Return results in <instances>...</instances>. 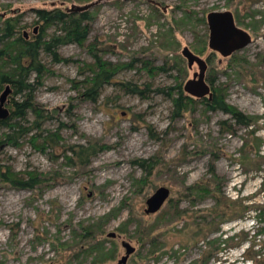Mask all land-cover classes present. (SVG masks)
<instances>
[{"label": "rangeland", "instance_id": "rangeland-1", "mask_svg": "<svg viewBox=\"0 0 264 264\" xmlns=\"http://www.w3.org/2000/svg\"><path fill=\"white\" fill-rule=\"evenodd\" d=\"M94 1L0 0V28L17 20L16 37L27 33V40H35L41 29L36 10ZM214 11L232 12L252 36L238 52L248 63L232 69L230 57L210 49L207 16ZM90 13L85 46L58 50L72 62L41 56L47 72L38 79L35 101L48 115L43 131L60 136L56 146L36 148L30 142L36 132L24 136L20 147L0 146V264H68L78 254L81 261L73 264H118L123 241L136 248L128 264H264V0H104ZM90 44L115 65L136 61L134 69L115 76L98 103L82 97L92 75L87 65L95 62ZM186 46L207 61V82L216 79L226 103L253 119L250 127L202 103L176 116L168 93L184 88L198 71L182 56ZM119 82L140 86L144 96L129 94ZM12 96L5 105L10 115ZM34 119L30 115L24 126L31 128ZM5 133L0 129V138ZM89 145L110 148L83 165L71 150ZM143 161L154 163L152 169L145 164L150 175L139 166ZM10 172L24 182L37 174L38 183L23 189L3 182L1 174ZM203 180L215 191L221 188L222 211L243 206L248 211L194 236L200 217L214 209L220 195L213 192L195 204L186 198L188 188ZM161 187L171 190L170 198L160 212L147 215L146 201ZM227 199H237L234 210H228ZM171 203L184 216L175 217ZM89 228L92 240L84 237ZM113 232L115 240L108 238ZM212 240L219 243L209 246ZM95 244L97 251L85 257L83 251ZM215 247L220 252L207 259Z\"/></svg>", "mask_w": 264, "mask_h": 264}, {"label": "trees", "instance_id": "trees-1", "mask_svg": "<svg viewBox=\"0 0 264 264\" xmlns=\"http://www.w3.org/2000/svg\"><path fill=\"white\" fill-rule=\"evenodd\" d=\"M81 1L89 2L91 0ZM155 11L157 13L159 12L157 9H155ZM35 14L38 23L41 24L40 34L35 37V40H27L25 35L21 34L15 38L17 20H10L0 28V89L8 84L11 85L13 90V102L11 104L13 109L12 113L8 119L0 121V129L7 130L4 137L0 138V146L4 143L11 147H20L22 146L20 141L23 140L24 136L36 132L30 138V142H32L36 148L45 152L48 147L52 148L56 146L57 141L60 140V136L56 134L57 138H53L54 135L49 131H43V123L46 121L44 115H47V112H45L44 107L38 105L35 101V93L40 84L38 79L47 72L42 64L41 56L42 54L49 56L54 63L72 62L70 59L61 58L58 50L65 45H78L84 47L88 42L92 31L91 23L93 22L94 16H92L90 11L83 13H69L62 7L52 10L38 9L35 11ZM186 15L188 19H192L193 17L188 13ZM204 21L205 20L200 19V22ZM52 28H54V31L49 34L48 31ZM95 46L96 44L89 45L90 53L93 55L95 62L92 65H87L88 70L92 75L88 76L84 81V83L87 84V88L84 93H82V97L93 103H98L106 86L113 84L115 76L129 67L134 69V63L136 61L130 64L115 65L112 62L105 61L103 58L99 57L98 54L95 53ZM238 57V53H235L230 57V68L233 69L239 66L240 63H248L246 58L242 59L241 57ZM160 70H165V68H161ZM33 75L36 76L34 80H32ZM208 81L210 82L214 93V100L212 102H209L206 99L197 100L186 95L183 85L171 89L168 96L172 98L176 116H181L191 106L193 107L197 103H202L208 111L212 109L213 111L223 112L232 116V119L239 126L250 127L253 124V119L226 103L224 96L221 94L222 91L215 86V78H210ZM116 85L134 96H144L145 94L140 86L133 83L119 82L116 83ZM16 98H21V100L16 101ZM32 114H34L35 119L32 122V125L30 124L32 127L28 128V126H24L23 122L28 123L29 116ZM221 125L222 127H226L228 122H222ZM226 130L233 132L230 126H227ZM38 131H40V133ZM41 139L42 141L39 143ZM109 148V146H79V149L75 152V157L83 165H87L92 157ZM72 162L73 158L68 157V163L71 164ZM147 163H149V168L152 169L154 163H151V161H143L139 166L147 171L148 167L145 165ZM149 168L148 172L150 175L151 170ZM212 174L214 175V178L217 179L214 167L212 168ZM36 177L37 174L32 176V179L24 182L16 173L10 172L8 174H1L3 182H9L15 187L26 189L35 188L38 183ZM216 191L220 194L216 199L217 204L208 215L200 217L202 223H198L197 231L194 236L201 235L204 228H209L211 231H215V229H218V226L223 223L230 222L237 218H244L248 211L245 206H243V209L235 211V213L228 214L222 211L221 208L224 203V201L222 202V198H224L222 197L223 193H221V188H216ZM216 191L211 188L207 181L203 180L188 188V195L186 198L195 204L197 201L206 199ZM236 200L237 199H227V202H225L229 211L236 208ZM171 204V207L175 210V217L180 218L184 216L185 212L179 210L178 204ZM90 233L91 229L89 228L86 230V236L84 235V237L92 240L93 237L89 235ZM225 242L226 244L228 243V241ZM217 243H219L218 240L208 242L209 246ZM96 251L97 244L83 252H85V257H87L88 254H92ZM218 252H220V248L215 247L214 250L210 252L207 259L210 260ZM80 256L81 255L78 254L76 256L77 259L75 257L72 261H69L68 264H73L74 261H81ZM77 264L80 263L78 262Z\"/></svg>", "mask_w": 264, "mask_h": 264}, {"label": "water", "instance_id": "water-1", "mask_svg": "<svg viewBox=\"0 0 264 264\" xmlns=\"http://www.w3.org/2000/svg\"><path fill=\"white\" fill-rule=\"evenodd\" d=\"M104 0H97L86 5H72L68 8L69 13H83L90 11ZM207 24L210 31L209 47L212 51L218 52L224 57H230L234 53H238L251 43L252 36L242 28L236 21L234 14L230 11L211 12L207 16ZM27 37V33H25ZM182 56L188 63V68L193 69L197 66L198 71L193 74V78L188 80L184 86L185 92L197 99L204 98L213 99V90L211 84L207 82L206 74L208 63L201 56L195 54L189 47H184ZM11 89L8 87L0 98V120H6L10 116L9 110L5 107ZM171 190L167 187L159 188L146 201L147 215L157 214L167 203L170 198ZM108 237L115 238L116 233H109ZM127 254L119 261L118 264H127L129 257L135 253L136 248L130 243H125Z\"/></svg>", "mask_w": 264, "mask_h": 264}, {"label": "flooded vegetation", "instance_id": "flooded-vegetation-1", "mask_svg": "<svg viewBox=\"0 0 264 264\" xmlns=\"http://www.w3.org/2000/svg\"><path fill=\"white\" fill-rule=\"evenodd\" d=\"M65 10H66V12H68V8H65ZM234 17H235V16H234ZM235 21H236V19H235ZM34 32H35V34H36V33H37V29H35ZM17 35H18V34H17V32H16V29H15V37H16ZM24 35H25V33H24ZM25 37H26V36H25ZM26 39H28V34H27ZM234 54H235V53H234ZM234 54H232V55H234ZM232 55H231V56H232ZM231 56H230V57H231ZM8 87L11 89V92H10V94H9V96H10V95H12V93H13V90H12V88H11V85H8V84H7L6 87H5V89H4V91H5ZM3 93H4V92H3ZM2 95H3V94H2ZM8 98H9V97H8ZM204 99L208 100L209 102H212V101L214 100V95H213V99H212V100L209 99L208 97H207V98H204ZM7 103H8V99H7ZM7 103H6V104H7ZM209 111L212 112V113H213V112H216V111H213L212 109H210ZM231 117H232V116H231ZM0 121H1V120H0ZM233 121H234V120H233ZM234 122H235V121H234ZM78 149H79V147H76V149L74 150V152H73V150H71V152L74 154V156H75V152H76ZM23 189H24V188H23ZM25 189H26V188H25ZM108 238L115 240L116 238H118V235L116 234V237H115V238H111V237H108ZM125 243H129V242H126V241H123V242H122V247L124 248V250H125V255H126V254H127V249L124 247V244H125ZM135 252H136V251H135ZM134 254H135V253H134ZM134 254H132V255H134ZM125 255H124V256H125ZM132 255H131V256H132ZM124 256H123V257H124ZM131 256L129 257V260H130ZM123 257H122V258H123ZM122 258H121V259H122ZM129 260H128V262H129ZM118 262H119V261H118ZM128 262H127V264H128Z\"/></svg>", "mask_w": 264, "mask_h": 264}, {"label": "bare ground", "instance_id": "bare-ground-1", "mask_svg": "<svg viewBox=\"0 0 264 264\" xmlns=\"http://www.w3.org/2000/svg\"><path fill=\"white\" fill-rule=\"evenodd\" d=\"M213 90V89H212Z\"/></svg>", "mask_w": 264, "mask_h": 264}]
</instances>
